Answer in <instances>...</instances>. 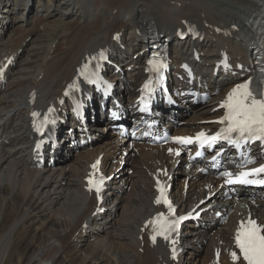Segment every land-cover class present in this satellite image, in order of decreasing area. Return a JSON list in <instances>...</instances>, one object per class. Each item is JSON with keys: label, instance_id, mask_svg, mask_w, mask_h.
<instances>
[{"label": "bare ground", "instance_id": "6f19581e", "mask_svg": "<svg viewBox=\"0 0 264 264\" xmlns=\"http://www.w3.org/2000/svg\"><path fill=\"white\" fill-rule=\"evenodd\" d=\"M12 2L0 0V5L7 7ZM60 2L68 8H75L80 14L77 25L69 28L65 23L60 22L58 25L65 28V34L72 31L77 36L74 39L77 40L76 43L72 44L74 41L71 39L72 46L67 47L64 52L56 48L52 54V48H48L46 53H41L40 49L27 50L24 58L16 62L9 73L8 82L0 94V139L3 142L9 141L8 146L0 144V264L10 260L12 247H17L13 254L16 264H61L58 263L59 260L64 262L62 264H72L81 254L79 251L85 255L82 261L89 259L95 264H170L167 252L161 245L149 248L145 244L139 253V229L145 220L157 211L151 204L152 197L148 196L149 182L142 172L137 170L135 175L125 176L114 182L113 188L122 192V195H116L115 201H124L125 195H129L125 187H133L130 210L125 215L120 212L118 219L112 218L113 212L107 213L102 222L96 223L95 219L90 217L94 200L83 192L81 178L85 164L104 150L93 148L80 152L71 162L68 171L66 166L60 164L54 171L29 168L25 164L28 155V150L25 151L26 118L33 109L53 102L60 96L64 85L70 81L85 54L106 46L110 47L114 54L117 53V46L112 42V37L116 33L124 34L126 30L129 32V41L124 44L126 52L135 47V40L144 39L148 34L147 26L154 27L158 34L168 37L182 28V22L186 21L198 26L205 34V40L200 44L196 41V44L203 49L206 58L226 47L244 53L246 48L242 41L222 39L216 32L227 30L233 24L239 26L240 32L252 27L259 11L264 8V0H46L43 3L38 1L37 9L34 7L35 21L38 19L43 22L39 27L46 24L47 16L61 12ZM16 5L22 6L27 15L32 13L33 8L27 5L26 0H15ZM15 20L12 19V22H16ZM8 21L9 19H5L3 22L8 25ZM22 22L30 24L28 17L23 18ZM22 26L9 34L5 40H0V55L17 53L21 49L22 42L28 36L24 35ZM56 26L47 24L51 30L57 29ZM51 42L47 44L52 45ZM122 42L121 37L120 44H123ZM126 52H123V56H126ZM40 56L42 59L38 64L40 59L36 61V58ZM121 59L122 57L117 60ZM31 92L36 95L33 107L29 104ZM202 118L212 119L214 116L205 117L203 114ZM104 135L105 133L100 134L99 137ZM104 137L105 140L111 139L109 135ZM132 162L138 168V159H133ZM119 182H123L120 184L122 186L118 185ZM111 195H114L113 190L108 194ZM191 196L190 190L186 202H190ZM186 202L181 204L183 211L186 209ZM127 208L129 209V206ZM83 226H87L85 233H82ZM107 226L108 230L105 231ZM104 232L106 234L100 236ZM61 233H64L65 238H71L73 242L81 244V250L73 251L74 247L69 246L65 238L60 237ZM88 237L94 238L92 244L87 243ZM109 237L108 244L106 240ZM220 238L225 240L224 236ZM204 240L206 239H197L187 228L181 236L184 251L179 256V264H185L188 246L193 252L194 249L204 247ZM19 241L24 247H14ZM60 241L68 243L70 251L64 250ZM217 244L214 238H208L203 255L196 261L199 264H215L212 261V248ZM113 245L117 246L111 249Z\"/></svg>", "mask_w": 264, "mask_h": 264}, {"label": "snow or ice", "instance_id": "6c2138e0", "mask_svg": "<svg viewBox=\"0 0 264 264\" xmlns=\"http://www.w3.org/2000/svg\"><path fill=\"white\" fill-rule=\"evenodd\" d=\"M250 83V81L244 82L234 87L229 93L227 100L223 103L222 107L227 110V114L220 123H226L227 127L221 129L215 135L209 136L204 132H200L195 138H177V142L181 144L198 142L200 145L208 146L215 144L217 141H227L229 143L243 142L247 146L256 141H264V95L256 94L250 87ZM37 115V113H33V117ZM44 119L47 121V117ZM236 137H239V140H236ZM95 167L96 165L93 166V168ZM261 173H264V166L256 168L252 172H242L238 179L249 183L250 181L247 180V177ZM88 183L93 185L95 181L89 179ZM261 183H264V181H261ZM157 184L160 196L155 203L158 205L163 203L171 210L172 205L164 193V188L160 186L159 181H157ZM89 190L91 191L92 188ZM95 191L99 199L101 187L96 185ZM183 219V217H180L177 220L169 221L161 214L151 221L154 225V235L151 239L155 241L157 235H160L163 239L168 240L171 233L176 231L180 221ZM236 245L242 253L246 264H264V235H261V229L256 226L255 222L250 221L247 226H241V230L236 236ZM232 258L234 261L237 259L235 252L232 253ZM173 259H175V249H173Z\"/></svg>", "mask_w": 264, "mask_h": 264}, {"label": "rangeland", "instance_id": "374dc122", "mask_svg": "<svg viewBox=\"0 0 264 264\" xmlns=\"http://www.w3.org/2000/svg\"><path fill=\"white\" fill-rule=\"evenodd\" d=\"M38 1L43 2V1H46V0H29V7L33 8L32 11H31L33 14L31 13L30 15L27 16L29 18V20H30V24L29 23L28 24L17 23L18 22L17 21V18L20 16L21 12L23 13V16L26 15V13H25L26 11L23 12V10H22L23 8H21L22 6H19V7L18 6L17 7L15 6V7H13V2H12L9 6H7V7H10V8L7 9L6 6L3 5V6H5V9L7 11V16H6L7 18H6V20L9 19V21H8V25H5L6 23L3 22V21H5V19H1V24H0L1 27L2 26H5V28L8 27L7 30H4V35H3L2 40H5L7 36H10L9 34H11L12 32H14L19 26H22L23 25L22 26V28H23L22 31L24 32V35H27V34L29 35L27 37V39H26V45L25 46L22 45L21 49H19V50H21V52L23 54L27 50H30V49H32L34 51L37 50V49H40L41 50L40 51L41 53H46V50H48V48H52L50 50V54H52L56 48H58V51H60V52L63 51L64 52L67 49V47H70V46H72V44H75L76 43L77 40L74 41V39H76L77 36H75V34L72 33V31L69 32V33H66V34L63 33L65 28H63L61 26L59 27L58 25H59L60 22L67 24L68 25L67 28H69L72 25H74V26L77 25L79 23V21H77V19L80 16L79 12H77L75 8L74 9L68 8L66 5H63V3L60 2V4H61L60 5L61 12H59V13H53L52 15L47 16L48 18L46 17V20H47L46 21V24L44 26H42V27H39V26H41V24L40 23H37L35 21V19H34V16H33L34 15V7H35V5H36V3ZM51 1L56 2V0H51ZM58 1H60V0H58ZM12 19H16L15 20L16 22H12ZM47 24H49V25L56 24L57 25L56 26L57 29L51 30V29H49V27H47ZM33 26H35V27H33ZM44 28H45V30H44ZM77 28H79V27L77 26ZM32 32H34V33H32ZM38 33H40V34H38ZM46 33H48L47 34V37L45 36ZM124 39L125 40H128L129 39L128 31L127 32L125 31ZM0 40H1V35H0ZM40 40H42V41H40ZM69 40H70V42H69ZM122 41H123L122 43L125 44V41L123 40V36H122ZM32 42H33V44H32ZM47 42H51L52 45H48ZM26 46H27V48L25 49ZM135 49H136V45H135V47L133 49L129 50V52L128 51L126 52V50H125V52H126L125 55L128 54V53H130V52L137 53L138 51H136ZM22 53H20V60L22 58H24V56H25L24 55V56L21 57ZM33 54H34V52H33ZM41 59H42L41 56L36 58V61L39 60L38 64H40ZM97 131H99V130H97ZM101 134H104V133H101ZM75 158H77V157H75ZM132 165L135 166V168H136V164H134L132 162ZM133 175H135V173ZM125 176L126 175L124 174V171H121V177H120V179L124 178ZM119 186H122V185H119ZM128 189H129V191H128L129 192V195H128V193L125 195V198L126 199L124 201L120 200L121 202L119 200L116 201V203H115L116 206H114V209L112 210V212H113V217L112 218L118 219V217L121 215L120 212L125 215V213L128 210H130V207H131L130 206V203L132 202V196H133L134 191H133V187L131 185L125 187L126 192H127ZM128 203H129V205H127ZM128 206H129V209L127 208ZM49 230H51V228ZM107 230H108V226H107V228L105 227V231H107ZM63 234L64 233H61V236H60L61 238H65ZM103 234H106V232L101 233L100 236H102ZM86 239H87V243H89V244H92L94 242L89 237L86 238ZM109 240H110V237L107 238V240H106V241H108V244H109ZM65 241L69 242V244H70L69 246L74 247L73 251H75V250H81L80 249V245L81 244L73 242V240H71V238L70 239L69 238H65ZM60 243H61L62 247L64 248V250H66V251L69 250V247L67 246L68 243L66 244V242H64V241H60ZM16 245L19 246V248L24 247V244H20V241L19 242H16L15 245H14V247ZM113 246L111 247V249L115 248L117 245H115L114 247ZM16 248L17 247H15V249ZM203 248H205V245H204V247H201V248H199L197 250L194 249L193 252H191L190 246H188V248H187L188 249V253L186 254L187 259L185 257V264H194V263L195 264H199L196 260H198V258L203 255ZM15 249L13 247L11 248L10 255H9L10 256V260L8 259L4 264H16L15 263L16 258H15V256H13V254L15 253ZM118 250H120V249L118 248ZM79 254L80 255H78V257L73 261L74 263H72V264H77V263L80 264V263L84 262V260L82 261V259H85V255L83 254V252H80V251H79ZM58 263H61L62 264L64 262L62 260H59ZM85 263L86 264H92V263L95 264L94 261H91L89 259H86L83 264H85Z\"/></svg>", "mask_w": 264, "mask_h": 264}]
</instances>
